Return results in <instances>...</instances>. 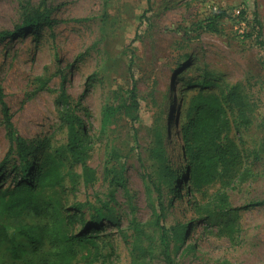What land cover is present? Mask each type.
<instances>
[{
  "label": "rangeland",
  "instance_id": "374dc122",
  "mask_svg": "<svg viewBox=\"0 0 264 264\" xmlns=\"http://www.w3.org/2000/svg\"><path fill=\"white\" fill-rule=\"evenodd\" d=\"M218 15L220 31H207L205 23ZM260 41L264 0H0V81L13 122L35 152L32 161L52 153L65 175L64 189L39 192L45 213L24 211L22 219L57 221L66 235L91 234V243L73 247L77 264H165L163 229L177 264H264ZM134 85L135 127L121 112L103 130V107L121 105ZM232 88L234 101H226ZM64 91L94 139L89 180L66 149ZM198 94L217 98L236 125L226 143L236 145L239 164L213 179L190 174L187 165L196 152L180 132ZM160 122L172 168L169 175L159 174L161 182L147 154L150 132ZM10 145L0 109V160ZM112 150L118 154L113 163L125 166L123 186H110L104 177ZM12 163L1 189L12 184ZM200 175L205 182H198ZM101 200L108 206L101 208ZM95 217L99 222L90 227ZM7 225L11 235H19L17 219ZM184 225L175 238L174 230ZM13 262L0 243V264Z\"/></svg>",
  "mask_w": 264,
  "mask_h": 264
},
{
  "label": "trees",
  "instance_id": "16d2710c",
  "mask_svg": "<svg viewBox=\"0 0 264 264\" xmlns=\"http://www.w3.org/2000/svg\"><path fill=\"white\" fill-rule=\"evenodd\" d=\"M221 17L218 15L213 19H208L205 29L209 32H219L217 22ZM46 21H48V17H46ZM39 26L40 24H35L33 29L36 30ZM258 38L260 39V37ZM259 44L264 48V41H260ZM234 91L235 88L228 91L225 97L226 101H234ZM65 94L64 91L61 105L63 120L68 128L66 149L72 158L82 165L84 179L89 180L92 177V169L87 158L93 148L94 139L90 133L86 132L85 126L81 125L80 119L72 113ZM5 97V91L0 81V109L11 143L8 152L0 160V186L9 172L11 162H14L10 169V172H13L12 184L6 189L0 187V243L5 244L7 251L14 259L15 262L11 264H77L73 247L75 244L91 243L94 238L91 234L82 231L75 235H66L61 232L57 221L38 223L22 219L24 211H33L37 216L45 213L47 207L38 198L39 192L47 189H64L65 175L62 172V162L58 161L52 153H46L40 160L32 161L35 152L16 128ZM223 106L217 98H206L204 95L198 94L188 107V121L180 132L183 141L187 143L192 152H196L192 157L194 161L187 165L192 176L195 172H201L200 174H205L206 178L213 179L215 175L231 171L239 164L241 155L236 145L228 146L226 143L229 141L228 134L236 125ZM138 109V94L134 85L125 94L121 105L109 104L103 107L101 128L105 130L115 115L121 112L127 115L132 126L135 127ZM236 115L241 119V122H245L244 113L241 110H238ZM150 136L151 143L147 154L155 167L157 180L161 182L159 174L169 175L172 171L168 156V144L161 122L152 128ZM14 156L15 158L12 159ZM117 156V151L112 150L110 159L107 161V163L111 162V166H106L104 170V177L109 181L110 186H123L126 181L125 166L113 163ZM242 176L246 178V174ZM150 182L158 192L161 191L159 183L154 181L151 176ZM198 182H205L201 175ZM111 196V200H113L114 197ZM100 203L101 208L108 206V203L102 200ZM228 216L234 217L235 215L228 213ZM8 219L18 220L16 230L19 235L10 234L7 225ZM108 220L112 224H118V218L115 216H110ZM98 222L99 220L95 217L91 220L90 227ZM226 226L231 231L233 223L228 220ZM182 228L187 229L188 225L176 228L173 233L175 238H180ZM18 237L26 239L27 245L23 246L18 241ZM162 244L165 264H177L170 251L167 229H163Z\"/></svg>",
  "mask_w": 264,
  "mask_h": 264
}]
</instances>
